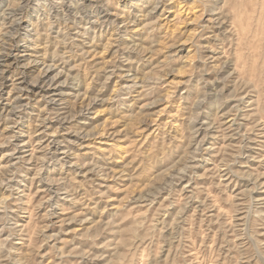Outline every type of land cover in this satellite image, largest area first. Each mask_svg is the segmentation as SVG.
<instances>
[{
  "label": "rangeland",
  "instance_id": "1",
  "mask_svg": "<svg viewBox=\"0 0 264 264\" xmlns=\"http://www.w3.org/2000/svg\"><path fill=\"white\" fill-rule=\"evenodd\" d=\"M0 264H264V0H0Z\"/></svg>",
  "mask_w": 264,
  "mask_h": 264
},
{
  "label": "bare ground",
  "instance_id": "2",
  "mask_svg": "<svg viewBox=\"0 0 264 264\" xmlns=\"http://www.w3.org/2000/svg\"><path fill=\"white\" fill-rule=\"evenodd\" d=\"M23 1H24V0H23ZM25 4H26V3H25ZM26 5H27V4H26ZM26 5H25V6H26ZM28 5H29V4H28ZM21 6H22V5H21ZM23 6H24V5H23ZM23 6H22V7H23ZM25 6H24V7H25ZM24 7H23V8H24ZM25 8H26V7H25ZM25 8H24V9H25ZM24 9H22V8H18V7H17L16 10L12 11V12H13L12 15H13V17L16 19L15 22H17L18 20H22L21 17H23V11H25ZM10 12H11V11H10ZM15 19H14V20H15ZM6 35H7V34H6ZM6 59H7V58H6ZM48 68H49V67H48Z\"/></svg>",
  "mask_w": 264,
  "mask_h": 264
}]
</instances>
